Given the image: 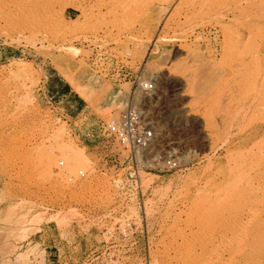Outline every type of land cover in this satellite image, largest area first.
Here are the masks:
<instances>
[{
  "label": "rangeland",
  "instance_id": "rangeland-1",
  "mask_svg": "<svg viewBox=\"0 0 264 264\" xmlns=\"http://www.w3.org/2000/svg\"><path fill=\"white\" fill-rule=\"evenodd\" d=\"M135 74L155 80L152 264H264V0H0V264H96L116 196L85 140ZM185 150L196 165L161 169Z\"/></svg>",
  "mask_w": 264,
  "mask_h": 264
},
{
  "label": "built area",
  "instance_id": "built-area-1",
  "mask_svg": "<svg viewBox=\"0 0 264 264\" xmlns=\"http://www.w3.org/2000/svg\"><path fill=\"white\" fill-rule=\"evenodd\" d=\"M154 77L135 74L125 95L124 112L105 124H100L88 135L85 147L89 153L102 161L104 173L115 189V208L100 217L99 234L105 237L103 247L96 253V264H152L149 258L145 223L153 220L148 213L150 195L144 190L145 175L150 172L147 156L153 141V131L140 112L142 103L155 90ZM197 164L193 151H174L167 155L161 169L166 173L182 174ZM57 168H64L62 160ZM65 175V171L62 172ZM79 179L85 178L82 170L76 171ZM145 239L142 257L138 261L124 258L135 256V243ZM66 243L57 237L51 249L57 259L68 258ZM135 258V257H134ZM82 264H88L86 261Z\"/></svg>",
  "mask_w": 264,
  "mask_h": 264
},
{
  "label": "crops",
  "instance_id": "crops-1",
  "mask_svg": "<svg viewBox=\"0 0 264 264\" xmlns=\"http://www.w3.org/2000/svg\"><path fill=\"white\" fill-rule=\"evenodd\" d=\"M57 237H58V235H56V234H52V235H50V236H49V238H50V242L48 241L49 244L52 245L53 243H55L56 240H57Z\"/></svg>",
  "mask_w": 264,
  "mask_h": 264
},
{
  "label": "bare ground",
  "instance_id": "bare-ground-1",
  "mask_svg": "<svg viewBox=\"0 0 264 264\" xmlns=\"http://www.w3.org/2000/svg\"><path fill=\"white\" fill-rule=\"evenodd\" d=\"M244 1V0H243ZM246 1V3H249L251 0H245ZM234 4V3H233ZM161 78V77H160ZM162 79H164L163 78V75H162ZM162 79H161V81H162ZM165 81H167V80H165ZM166 83H168V82H166ZM211 95V94H210ZM152 96V95H151ZM123 112V111H122ZM196 126V125H195ZM155 130V129H154ZM176 131V130H175ZM155 144V143H154ZM153 148V147H152Z\"/></svg>",
  "mask_w": 264,
  "mask_h": 264
}]
</instances>
